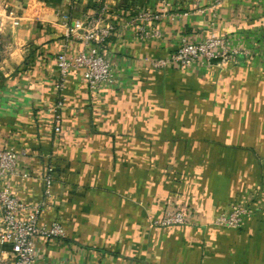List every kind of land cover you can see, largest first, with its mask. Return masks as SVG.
Segmentation results:
<instances>
[{"label":"crops","instance_id":"obj_1","mask_svg":"<svg viewBox=\"0 0 264 264\" xmlns=\"http://www.w3.org/2000/svg\"><path fill=\"white\" fill-rule=\"evenodd\" d=\"M101 5L0 0V149L29 153L20 163L28 177L9 179L10 190L28 205L47 201L43 222L67 234L38 242V264H264V0H166L168 17L149 26L160 39L140 40L136 26L111 39V85L94 92L72 75L57 134L65 15ZM107 6L120 28L163 0ZM212 34L248 54L225 67L152 66L183 39ZM173 204L192 209L195 225L151 229ZM240 204L253 210L241 229L214 225Z\"/></svg>","mask_w":264,"mask_h":264},{"label":"built area","instance_id":"obj_2","mask_svg":"<svg viewBox=\"0 0 264 264\" xmlns=\"http://www.w3.org/2000/svg\"><path fill=\"white\" fill-rule=\"evenodd\" d=\"M72 3L75 0H67ZM101 7L97 13L84 18H76L72 14L65 15L64 42L55 55L57 83L55 93L57 100L53 106L52 124L57 134L63 133V111L67 103L65 91L73 74H80L89 89L98 92L114 80L113 65L108 58L109 43L112 38L121 35L136 26L137 38L142 41L160 39L161 30H150L165 17L166 0L159 12H140L131 21L119 28L110 19L109 0H98ZM80 43L82 47L77 49ZM248 53L240 52L232 45L227 36L212 34L202 41L196 42L183 39L180 47L167 60L152 63L157 69L174 67L183 70L195 69L199 64L207 68L215 66L239 65L241 56ZM247 57V56H245ZM217 64H216V63ZM26 150L16 148L0 149V264H38L40 240L52 239L62 241L67 237L63 225L59 221L44 223L43 215L47 201L38 205L23 203L10 190L9 179L16 177L27 178L28 173L20 169L21 159L28 157ZM46 184L45 196H52L53 177L44 179ZM253 214L247 205H235L230 211L215 219L214 225L229 230L241 229L246 218ZM194 213L190 208H179L173 204L161 219H150L151 229H170L173 227L193 226ZM53 264V263H51Z\"/></svg>","mask_w":264,"mask_h":264}]
</instances>
